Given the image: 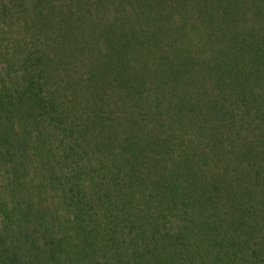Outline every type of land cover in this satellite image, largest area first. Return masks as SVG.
I'll return each instance as SVG.
<instances>
[{
    "label": "trees",
    "instance_id": "16d2710c",
    "mask_svg": "<svg viewBox=\"0 0 264 264\" xmlns=\"http://www.w3.org/2000/svg\"><path fill=\"white\" fill-rule=\"evenodd\" d=\"M0 264H264V0H0Z\"/></svg>",
    "mask_w": 264,
    "mask_h": 264
}]
</instances>
